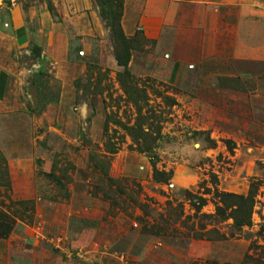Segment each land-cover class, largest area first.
Masks as SVG:
<instances>
[{
	"label": "rangeland",
	"instance_id": "rangeland-1",
	"mask_svg": "<svg viewBox=\"0 0 264 264\" xmlns=\"http://www.w3.org/2000/svg\"><path fill=\"white\" fill-rule=\"evenodd\" d=\"M0 212V264H264V0H0Z\"/></svg>",
	"mask_w": 264,
	"mask_h": 264
},
{
	"label": "trees",
	"instance_id": "trees-1",
	"mask_svg": "<svg viewBox=\"0 0 264 264\" xmlns=\"http://www.w3.org/2000/svg\"><path fill=\"white\" fill-rule=\"evenodd\" d=\"M101 12L104 13L102 10ZM118 26H119V22H118ZM118 61L122 66L126 67L127 65L126 62H121L119 59ZM12 226H13L12 221L5 214L0 212V239H5L8 237L12 229Z\"/></svg>",
	"mask_w": 264,
	"mask_h": 264
}]
</instances>
